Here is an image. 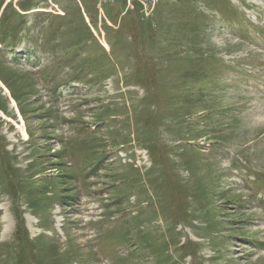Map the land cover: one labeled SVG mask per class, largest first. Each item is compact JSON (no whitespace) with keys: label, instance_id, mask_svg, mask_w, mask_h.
I'll return each instance as SVG.
<instances>
[{"label":"rangeland","instance_id":"obj_1","mask_svg":"<svg viewBox=\"0 0 264 264\" xmlns=\"http://www.w3.org/2000/svg\"><path fill=\"white\" fill-rule=\"evenodd\" d=\"M141 1L0 0V264H264V0Z\"/></svg>","mask_w":264,"mask_h":264},{"label":"built area","instance_id":"obj_2","mask_svg":"<svg viewBox=\"0 0 264 264\" xmlns=\"http://www.w3.org/2000/svg\"><path fill=\"white\" fill-rule=\"evenodd\" d=\"M129 1L134 2L135 0H129ZM100 2H114V0H100ZM157 2L158 0H142L141 1V5H142V9H143L145 17H151L153 15Z\"/></svg>","mask_w":264,"mask_h":264}]
</instances>
